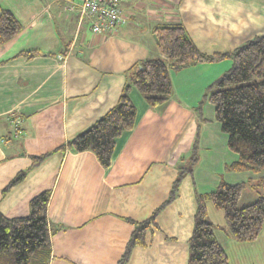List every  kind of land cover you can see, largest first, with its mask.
Masks as SVG:
<instances>
[{
	"label": "crops",
	"instance_id": "obj_1",
	"mask_svg": "<svg viewBox=\"0 0 264 264\" xmlns=\"http://www.w3.org/2000/svg\"><path fill=\"white\" fill-rule=\"evenodd\" d=\"M79 2L0 0L21 24L0 46V213L25 217L31 199L48 191V264H117L135 224L164 203L196 145L197 163L126 262L187 264L197 195L221 181L245 188L264 174L226 168L238 155L206 93L231 59L170 70L171 94L155 106L131 86L135 122L115 138L108 167L91 150L56 149L117 102L131 65L163 58L154 27L181 24L202 52H226L264 35V0H122L126 22L105 34L93 33L90 20L79 17ZM26 50L39 53H21ZM22 171L24 177L4 190ZM241 196L239 206L245 205ZM207 218L223 249L224 242L237 247L223 213L210 203ZM224 250L231 261L232 250Z\"/></svg>",
	"mask_w": 264,
	"mask_h": 264
},
{
	"label": "trees",
	"instance_id": "obj_2",
	"mask_svg": "<svg viewBox=\"0 0 264 264\" xmlns=\"http://www.w3.org/2000/svg\"><path fill=\"white\" fill-rule=\"evenodd\" d=\"M21 30V24L6 8H0V46ZM162 57L143 59L128 69L117 102L89 127L69 139L56 150L79 152L91 150L99 163L108 167L115 138L133 127L136 109L128 93L134 86L150 106L165 101L171 94L169 71L229 58L230 67L209 86L206 96L214 106L215 119L228 135L227 145L238 155V161L228 165L231 170L252 169L264 172V35L254 36L235 49L204 53L196 46L181 24H165L153 29ZM35 55L39 50L21 51ZM196 141V140H195ZM197 146H193L187 162L178 173L164 203L150 218L135 224L132 235L117 264H126L132 248L144 243V233L158 212L177 194L183 175L190 173L198 161ZM48 153L34 156L39 163ZM25 175L19 172L6 190ZM264 182V174L261 177ZM243 183L221 181L211 192L197 195L194 225L188 239L187 264H230L225 250L214 235V225L207 218V203L223 213L225 227L237 242L256 239L264 222V195L243 206L238 205ZM49 192L33 197L25 217L6 218L0 213V264H48L50 239L47 224Z\"/></svg>",
	"mask_w": 264,
	"mask_h": 264
},
{
	"label": "built area",
	"instance_id": "obj_3",
	"mask_svg": "<svg viewBox=\"0 0 264 264\" xmlns=\"http://www.w3.org/2000/svg\"><path fill=\"white\" fill-rule=\"evenodd\" d=\"M122 0H80L74 7L79 17L90 20L91 31L95 34L114 32L126 22L120 8Z\"/></svg>",
	"mask_w": 264,
	"mask_h": 264
},
{
	"label": "rangeland",
	"instance_id": "obj_4",
	"mask_svg": "<svg viewBox=\"0 0 264 264\" xmlns=\"http://www.w3.org/2000/svg\"><path fill=\"white\" fill-rule=\"evenodd\" d=\"M243 189L239 204H247L253 197L264 195V182H261L260 178L254 183L246 185ZM235 242L238 244L237 247L231 248L228 247V242H224V249L226 247L228 252L232 250L230 264H264V222L256 240Z\"/></svg>",
	"mask_w": 264,
	"mask_h": 264
}]
</instances>
